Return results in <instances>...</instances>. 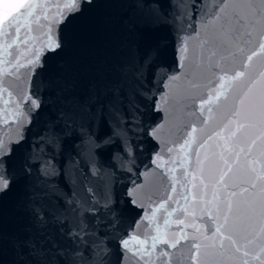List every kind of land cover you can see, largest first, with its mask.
Wrapping results in <instances>:
<instances>
[{
	"label": "water",
	"instance_id": "water-1",
	"mask_svg": "<svg viewBox=\"0 0 264 264\" xmlns=\"http://www.w3.org/2000/svg\"><path fill=\"white\" fill-rule=\"evenodd\" d=\"M56 3L35 0L25 23L36 35L20 39L7 35L0 13V137L5 144L19 138L28 109L37 107L29 81L45 46L43 34L50 23L54 26ZM177 3L167 17L176 30L159 33L169 63L175 37L180 71L169 77L162 94L164 119L156 125L161 149L154 154L158 168L143 170L152 144L135 126L139 118L133 113L137 118L129 139L143 138L148 149L137 165L144 182L131 187L135 171L126 162L121 168L122 158L116 172L105 169L99 181L101 188L105 182H115L118 189L129 185L145 209L129 233L123 264H264V0ZM109 10L101 0L93 21H84L82 28L86 31ZM75 55L69 50L66 58ZM66 148L65 157L71 145ZM44 158L47 166L58 168V151L45 150ZM123 171L132 175H117ZM69 172L73 178L85 175L80 159ZM135 217L130 212L129 223ZM0 259L16 262L9 244L0 249Z\"/></svg>",
	"mask_w": 264,
	"mask_h": 264
},
{
	"label": "snow or ice",
	"instance_id": "snow-or-ice-1",
	"mask_svg": "<svg viewBox=\"0 0 264 264\" xmlns=\"http://www.w3.org/2000/svg\"><path fill=\"white\" fill-rule=\"evenodd\" d=\"M34 2L0 0L7 35H36L25 23ZM104 2L110 10L86 31L81 25L93 21L94 6L101 0H57L53 5L54 26L50 23L43 34L45 46L29 81L37 107L28 109L18 139L5 144L0 137V249L10 245L14 264H123L129 233L145 210L129 185L118 189L115 182H105L101 188L99 181L105 169L115 173L122 158L121 168L126 162L135 171L131 187L143 184L137 165L148 149L143 138L129 139L137 117L135 126L152 144L143 170L158 168L154 154L161 149L156 125L164 119L162 94L169 77L180 71L175 37L169 63L163 59L167 46L159 33L176 30L167 17L178 3ZM69 50L76 53L73 59L66 58ZM67 145L71 151L65 157ZM53 149L61 157L58 168L47 166L44 158L45 150ZM77 159L85 175L73 178L69 165L75 166ZM130 212L136 217L129 223Z\"/></svg>",
	"mask_w": 264,
	"mask_h": 264
}]
</instances>
